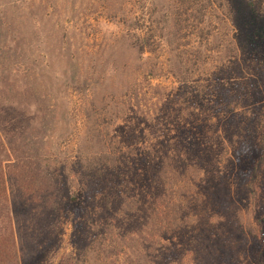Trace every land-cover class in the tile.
Masks as SVG:
<instances>
[{
  "label": "trees",
  "instance_id": "obj_1",
  "mask_svg": "<svg viewBox=\"0 0 264 264\" xmlns=\"http://www.w3.org/2000/svg\"><path fill=\"white\" fill-rule=\"evenodd\" d=\"M118 2L119 10L112 5L108 12V27L117 30L84 53L70 51L62 38L45 45L40 23L13 18L10 1L0 0V264H38L32 261L39 253L46 256L40 264L57 254V264L165 263L173 253L182 256L188 241L197 244L193 232L204 226L203 212L214 200L207 192L228 180L230 161L245 159L253 182L260 178L264 118L252 123L257 158L239 155L241 135L251 123L243 107L223 116L213 112L230 107L231 100L217 98L214 84L224 69L209 61L207 52L217 38V9L251 44H261L264 26H252L256 5L250 0ZM134 7L141 9L139 16ZM238 39L241 45L245 41ZM192 61L210 65L206 84L192 80ZM163 75L176 78L180 98H168L165 87L152 85ZM229 75L237 80L232 71ZM195 81L198 92L187 96L181 85ZM71 91L85 95V126L74 158L68 159L60 149L50 153L46 147L54 135L59 141L64 137L56 119L68 118ZM48 98H64L58 103L63 113L56 114V103ZM57 165L67 174L58 176ZM252 203L261 223V205ZM64 208L72 250L61 253L55 228ZM256 261L263 264V257Z\"/></svg>",
  "mask_w": 264,
  "mask_h": 264
},
{
  "label": "rangeland",
  "instance_id": "obj_2",
  "mask_svg": "<svg viewBox=\"0 0 264 264\" xmlns=\"http://www.w3.org/2000/svg\"><path fill=\"white\" fill-rule=\"evenodd\" d=\"M9 1V13L13 18L17 20L21 18L32 24L40 23V37L45 38L47 42L45 45H50V40L60 42L62 38L70 51L84 53H89L97 48V45L117 30L113 26L108 27L110 25L108 12L112 5L113 9L117 11L121 5L118 0H115L116 5L113 3L114 1L106 0ZM250 1L257 7L255 8V23L252 25L253 30H259L261 26H264V0ZM204 4L208 5L206 1ZM131 9H133L132 6ZM138 9L134 7V11ZM140 10L136 12L137 16L141 14ZM217 10V18L213 23L217 27L213 36L217 38L207 46L210 49L207 51L209 52L208 56L211 57L208 60L221 64L219 68L226 72L225 74L224 71L221 74L218 72L222 79H219L214 85L218 92L217 98L230 99L231 103L230 107L225 108L224 105H221L213 112L223 116L231 108L243 107L247 111L245 118H249L251 125L241 135L243 139L241 146L237 147V151L240 152L239 155L244 154L243 157L251 154L253 158H257L258 152L255 153L257 137L252 123L255 118H264V59L258 57L264 56V41L256 46L251 44L245 37V31L239 29L235 21L228 20L225 22L224 10ZM121 16L124 14H117V17ZM238 38L245 39L242 41V45ZM45 45L43 44L42 47L44 48ZM190 53L192 52H189L188 55ZM236 54L241 59L240 64L234 62L236 61ZM231 58L232 61L229 62ZM200 64L195 65L193 61L190 64L193 74H189L192 80L201 79L203 81V79L205 80L204 73L210 71V65ZM229 71L237 76V80L233 81L229 78ZM151 81L152 85L165 87L168 98H180L178 83L176 78L171 75H163ZM195 83L189 82L181 85L183 93L187 96L192 93L196 94L198 92L196 86L199 83L196 81ZM203 84H206L205 81ZM143 87L146 90L148 85L145 83ZM84 98V94L71 91L68 118L57 115L56 119V125L59 128L63 126L64 137L61 141L57 139L56 135L50 138L46 147L48 152L51 153L60 149L59 152L66 153L68 159L74 158L79 137L83 135L85 126L82 106ZM210 98H215L214 94H211ZM48 99L52 104L56 103V114L63 113L61 112L63 106L58 103H62L60 100L65 101L64 98ZM119 128L120 125L118 124L116 130ZM257 132L259 134L258 129ZM236 140L238 141V138ZM263 155L264 152H262ZM259 159L261 158L259 157L257 160ZM227 165L228 168L225 171L227 176L224 177L228 180H223L217 185V189L207 192L208 199L213 198L214 200L213 205L203 212L204 226L199 231L197 230V233L193 232V234H197V244L195 245L192 240L188 241L187 245L182 246V256L174 255L171 252L173 254L165 259V263L158 262L157 264H259L256 260L260 259L261 256L264 264V168H262L260 178L254 183L252 167L248 169V165H245V159H234ZM56 171L58 176L67 174V170L60 168V166ZM252 185L254 191H252ZM210 194L211 197H209ZM254 200H257L261 205L259 214L261 223L256 222L252 214L251 206ZM69 219L66 208H64L60 212L58 225L55 228L58 236L60 234L62 238L61 253L72 250V225ZM55 245L56 243L53 246ZM35 256L36 258L32 263L38 262L40 264L44 255L39 253ZM50 258L47 257L49 259L47 264H57L58 254Z\"/></svg>",
  "mask_w": 264,
  "mask_h": 264
}]
</instances>
